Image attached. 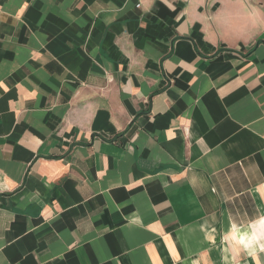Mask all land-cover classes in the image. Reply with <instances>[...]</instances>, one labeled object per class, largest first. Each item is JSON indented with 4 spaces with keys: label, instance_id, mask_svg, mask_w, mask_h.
Masks as SVG:
<instances>
[{
    "label": "crops",
    "instance_id": "1",
    "mask_svg": "<svg viewBox=\"0 0 264 264\" xmlns=\"http://www.w3.org/2000/svg\"><path fill=\"white\" fill-rule=\"evenodd\" d=\"M259 216L264 0H0V264H264Z\"/></svg>",
    "mask_w": 264,
    "mask_h": 264
},
{
    "label": "clouds",
    "instance_id": "2",
    "mask_svg": "<svg viewBox=\"0 0 264 264\" xmlns=\"http://www.w3.org/2000/svg\"><path fill=\"white\" fill-rule=\"evenodd\" d=\"M250 233L246 232L240 239V243H245V247L248 248L257 242L259 239L264 238V216L257 217L250 225ZM238 229L233 227L231 235L236 237Z\"/></svg>",
    "mask_w": 264,
    "mask_h": 264
}]
</instances>
